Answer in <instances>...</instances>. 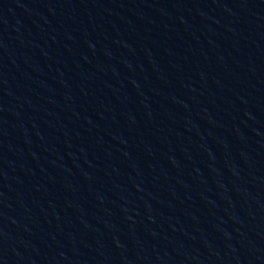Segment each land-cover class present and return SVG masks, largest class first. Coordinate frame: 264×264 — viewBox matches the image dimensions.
Segmentation results:
<instances>
[{
	"label": "water",
	"instance_id": "water-1",
	"mask_svg": "<svg viewBox=\"0 0 264 264\" xmlns=\"http://www.w3.org/2000/svg\"><path fill=\"white\" fill-rule=\"evenodd\" d=\"M0 264H264V0H0Z\"/></svg>",
	"mask_w": 264,
	"mask_h": 264
}]
</instances>
